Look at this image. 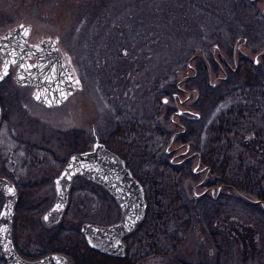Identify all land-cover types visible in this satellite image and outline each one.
Returning <instances> with one entry per match:
<instances>
[{
  "label": "rangeland",
  "instance_id": "374dc122",
  "mask_svg": "<svg viewBox=\"0 0 264 264\" xmlns=\"http://www.w3.org/2000/svg\"><path fill=\"white\" fill-rule=\"evenodd\" d=\"M19 24L31 27V43L55 39L80 81V88L57 108L37 103L31 95L33 88L17 83L16 67L0 84V175H12L19 182L24 200L19 216L37 218L36 228L26 227L25 235H31V241L35 236L39 243L59 230L46 226L43 220L56 200L55 178L73 154L91 150L96 139L109 148L116 145L108 136L116 124L126 120L117 116V107L124 102L133 105L136 93L143 95L137 96L135 106L139 110L141 106L152 107L153 111L162 104L163 96L171 100L177 86L196 74L191 70L195 66L200 75L180 85L191 94L181 109H189L190 116L198 117L192 119L200 120L195 126L191 123L192 127L184 122L183 134L190 148L199 152L207 141L204 131L219 111L233 102L228 95L244 87L250 74L264 84V0H0V38ZM242 42L241 50L252 62L249 69L243 74L229 73L228 80L220 79L223 75L217 64L216 67L210 63L211 56L214 54L222 65L224 60L232 64L233 48ZM194 57L195 61H191ZM1 65L0 55V69ZM115 87L122 90L112 98ZM171 107L163 105L161 122L168 135L162 141L154 139L159 140V145L162 142L159 157L168 163L171 156L166 152L178 146L170 143L171 137L182 130L171 122ZM174 120L180 121L178 117ZM252 122L262 125L258 118ZM249 127L246 123L244 134L228 137L233 144V171L238 160L245 167H256L261 159L257 150L264 154V135H255ZM194 129L199 133H194ZM33 149L44 151L42 156L46 152L54 154V158L45 160L49 167L41 165L33 171L40 155ZM24 158L28 160L23 174L18 168ZM196 166L194 159L178 168L180 194L190 217L184 241L174 254L150 256L140 264H264L262 205L251 204L226 188L216 198L208 191L199 196L204 188L198 184L205 173ZM259 172L264 175V168ZM36 180L37 187H27L36 186ZM250 187L254 188L248 193L244 188L236 190L258 199L257 194L264 191V177L257 178ZM71 189L69 205L73 200V206L65 226L81 227L84 222L110 225L119 221L118 205L102 186L79 176ZM4 201L0 194V211ZM51 246L52 243L40 246L39 251L49 252Z\"/></svg>",
  "mask_w": 264,
  "mask_h": 264
},
{
  "label": "trees",
  "instance_id": "16d2710c",
  "mask_svg": "<svg viewBox=\"0 0 264 264\" xmlns=\"http://www.w3.org/2000/svg\"><path fill=\"white\" fill-rule=\"evenodd\" d=\"M228 97L233 102L227 108L219 111L215 120L211 122V126L204 131L207 141L203 148H199V152L202 156V162L212 169L209 182H213L216 187L232 186L237 190L244 188L243 191L248 193L254 188L250 186L256 184L257 178L262 179L264 177L259 172L264 168L263 151L257 150L259 154L261 153V159L255 164L256 167L252 165L245 167L244 162L238 160L240 163L237 162L233 171L230 163L233 144L228 140V137L244 134L242 128L246 123L255 135H264V84L255 74H250L245 86L236 89ZM254 118H258L262 125L253 124ZM128 130L133 132L131 128ZM155 130L159 133L162 132L159 127L153 128L151 142L123 140V142L114 141L116 145L110 146L113 152L117 153L127 163V167L145 188L148 203L143 221L124 239L126 244L124 254L121 256L108 255L88 247L85 240L80 236V225L76 228L71 227V229L60 228L53 236L52 241L49 242V244L52 243L50 248L52 252L67 254L72 264H140L150 256L174 254L177 246L184 241L186 229L190 224L189 207L182 202L177 177L179 167L168 163L163 157H159L162 142L160 145L158 142L160 139L162 141V138L155 134ZM155 137H158V142L154 140ZM240 148V151L244 152L245 149L242 146ZM32 152H39L40 154L37 157L34 172L41 165L42 167H49V163H45V160L54 158L52 157L54 154L51 152H46L45 156L44 154L41 155L44 151L33 149ZM27 160L24 158L21 162L18 168L19 173H25ZM21 166L23 170H20ZM145 167L148 168L147 171ZM15 170L17 169L15 168ZM2 176L10 179L19 188L20 200L16 216L21 215L19 212L24 201L23 190L12 175L3 173ZM37 186L36 180V186L27 187ZM28 191L33 192L32 189ZM30 192L29 195L32 194ZM257 195L264 200L262 191ZM72 206L73 200L68 206L66 217L70 216L69 212ZM63 224H65V219L61 225ZM0 264H3L1 258Z\"/></svg>",
  "mask_w": 264,
  "mask_h": 264
},
{
  "label": "water",
  "instance_id": "95a60500",
  "mask_svg": "<svg viewBox=\"0 0 264 264\" xmlns=\"http://www.w3.org/2000/svg\"><path fill=\"white\" fill-rule=\"evenodd\" d=\"M30 35L31 27L19 24L1 36L0 84L9 77L11 68L16 67L17 83L33 88L31 95L37 103L47 108L61 107L80 88V81L55 39L45 38L34 44L29 42ZM2 122L0 104V129ZM78 176L105 187L122 210V217L117 223H83L81 232L86 236L90 247L110 255H123V237L141 222L147 208L142 184L123 160L112 156L111 151L96 139L91 151L73 154L55 179L56 201L45 214L48 225H55L61 220L68 204L71 185ZM231 189L251 204H259L264 208L262 201L250 199L234 187ZM0 194L5 196L0 211V254L6 264H65L66 258L57 253H51L37 261H27L19 256L12 240L18 190L12 181L0 176Z\"/></svg>",
  "mask_w": 264,
  "mask_h": 264
},
{
  "label": "flooded vegetation",
  "instance_id": "af4514ba",
  "mask_svg": "<svg viewBox=\"0 0 264 264\" xmlns=\"http://www.w3.org/2000/svg\"><path fill=\"white\" fill-rule=\"evenodd\" d=\"M42 40L43 39L37 41L36 43H39ZM242 45H243V42H242V44H237L233 48V55H232L233 63L232 64L230 62H227L226 60H224L225 61L224 65H222V64H220V62L218 63L216 61V57H215L214 54L211 56L212 60H210V63H212L216 67L218 65V70L223 75V77H219L220 79L228 80L229 79V73H230V75L238 74V73H242L245 69L249 68V65L252 62L249 60V57L248 58L245 57L246 55L242 52V50H241V46ZM66 59L68 60L69 66H72L71 63H70L69 57L66 56ZM190 60L191 61H195V57L190 59ZM191 61L188 62V66L189 67H191L190 66ZM198 65H200V64H198ZM206 68H207V70L209 69V67H206ZM192 69L196 71V74L194 72V75H193L192 78H188V80H185L184 82L181 81L182 83H180L177 86V88H176L177 91L173 92L171 94V97H170L171 100L169 99V97L163 96L162 99H161V102H162L161 105L162 106L160 105L158 108H154L153 111H152V107H149L148 109L145 107V109H144L143 108L144 106H141V110H139V108H137L135 106L136 105L135 103L137 102V96H142L143 95V94L142 95H138L137 93H136V96L132 95L133 96L132 99H133V103H134L133 105H131L132 104L131 102H129V103L124 102V105L122 104L121 106H118L117 107L118 108L117 109V116L120 117V118L121 117L122 118L126 117V120L123 122V124L118 123V124L115 125V129L108 136V140L111 143H113L114 141L123 142V140L129 141V142H136V141H139V142L140 141L151 142L152 141L153 128H155V127L156 128L157 127L161 128L162 132L159 133V131L155 130V134L157 136H159V137L161 136V138L163 139L164 137H166L168 135L167 134V130L161 125L162 124L161 122L163 120V105L169 104L170 106H172L170 108V110L172 111L171 122H173L176 127H179V128L182 129L180 132H177V134H179V135L174 133L172 135V137H171V142L170 143L172 145H173V143H178V146L173 148L172 150L168 149V151L166 152L169 156H171L169 163L170 164H174V165L179 167V166L185 165L190 160L196 159L197 160L196 169H200L199 170L200 173H205V176L203 177L201 182L198 184L199 186L204 188V191L201 193V195H203V193L208 191V192H211V194L213 195L212 196L213 198H216L218 195L219 196L221 195L222 189H224V188L231 189L233 187L232 186H224V187L218 186V187H216L213 182H209V179L211 178V175H212L211 167L209 165H207V164L202 162V156H201L200 152L193 151L190 148L189 144H187V142H186L187 140L184 139V137H183V134L185 133V129H186L184 127V124H185L184 122H187L188 123L187 125L189 127H192L191 123H194V126H195V124L198 123V121H200V120L195 121L197 119H192V118H198V117L190 116L189 114H191V111L189 109H187V108H185L183 110L181 109L182 107H185L187 102H189V98H190L191 94L188 93L189 90L187 88H186L187 89L186 90L185 88L180 87V85L181 84H185L186 82L189 81V79H193L195 76L197 78L200 75L199 72L197 71V68L195 66H192L191 70ZM209 71L213 72L212 69L209 70ZM209 71H208V75H210ZM187 77L188 76H186V78ZM114 82H116V80ZM120 90H122V89L115 87V94L114 93L111 94V97L113 98V96H115L116 93L118 91H120ZM133 91H134L133 93L136 92L135 89ZM182 94L186 95V97L183 98ZM145 98L147 99V97H145ZM140 100H142V99L140 98ZM115 102L116 101H114V103ZM0 104H1V107H2L1 100H0ZM168 111H169V107H168V110H166V112H168ZM2 115H3V110H2ZM175 117H178V119L180 121L174 120ZM2 125H3V122H2ZM1 128H2V126H1ZM129 128L132 129V131H133L132 133L128 130ZM194 133L198 134L199 130L197 131V129H194ZM131 135L134 136V137H132ZM169 141H170V138H169ZM104 145L106 146V148L108 150L111 151V155L112 156H115L116 158L122 160L121 157L117 153L113 152V150L111 148H109L106 144H104ZM183 149H184V151H182ZM176 160H178V161H176ZM124 163H125V165L127 167V163L126 162H124ZM0 176H2V175H0ZM2 177H4V176H2ZM197 187H195V190H196ZM220 187H221V191L218 192V189ZM16 188L18 190V203H17V207H16V210H15V215L13 217V222H12V240H13V245H14V248H15L16 252L19 254V256L21 258H23V259H25L27 261H37V260L42 259L43 257H45V256H47V255H49L51 253H56V252H52V251H49V252H44L42 250L39 251L40 246H46L47 244H49L50 241H52V238H53L52 234L43 243H41V242L39 243L40 239L36 240L35 236H33L34 239H32V241H31L30 240L31 239V235H29V236L25 235V231H26L25 228L26 227H28L29 229H32L33 227H34V229L36 228L37 218L36 217H26V216L21 218L19 215L16 216L17 208H18V204H19V200H20V193H19V188L17 187V185H16ZM71 188H70V192H69L68 204H67L66 210H65L61 220L55 225H48L46 223L45 215H44L43 220L45 221L46 226L52 227V228L53 227L54 228H59V229L60 228L71 229V227L65 226V224L61 225L62 221L64 219H66L65 218L66 217V212H67V209H68V206H69V200H70V196H71V192H72ZM103 188L108 192V190L105 187H103ZM262 193H264V191H262ZM2 195L4 196V194H2ZM4 198H5V196H4ZM113 199L115 200L116 204L118 205V208H119V211H120V214H121V216H120V219H121L122 210H121L117 200L114 197H113ZM258 200H260V201H262L264 203L263 199L258 198ZM146 201H147V199H146ZM146 210H147V208H146ZM146 210H145V213H144V217H145V214H146ZM144 217H143V219H144ZM143 219L141 220V222L143 221ZM84 223H89V222H84ZM81 227H82V225H81ZM81 227H80V230H79L80 236L85 240V243L87 244V246L90 247L86 236L81 232ZM136 227H135V229H136ZM34 232H36V231H34ZM131 233H129V234H131ZM129 234L125 235L123 237V239H122V242L124 244V252H125V249H126V244H125L124 239ZM95 250L99 251L98 249H95ZM99 252H101V251H99ZM101 253H103V252H101ZM57 254L63 255L66 258V263L65 264H67L68 262H70L72 264V261L69 259V256L67 254H62V253H57ZM38 255H40V256H38ZM0 258L3 261V264H6V262L1 257V254H0Z\"/></svg>",
  "mask_w": 264,
  "mask_h": 264
},
{
  "label": "snow or ice",
  "instance_id": "6c2138e0",
  "mask_svg": "<svg viewBox=\"0 0 264 264\" xmlns=\"http://www.w3.org/2000/svg\"><path fill=\"white\" fill-rule=\"evenodd\" d=\"M37 99H39V97H37Z\"/></svg>",
  "mask_w": 264,
  "mask_h": 264
}]
</instances>
